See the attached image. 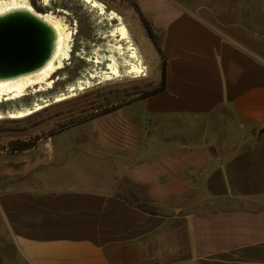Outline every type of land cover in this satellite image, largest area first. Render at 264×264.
<instances>
[{
	"label": "crops",
	"instance_id": "0c3cea01",
	"mask_svg": "<svg viewBox=\"0 0 264 264\" xmlns=\"http://www.w3.org/2000/svg\"><path fill=\"white\" fill-rule=\"evenodd\" d=\"M135 1L164 89L0 183V264H264V0Z\"/></svg>",
	"mask_w": 264,
	"mask_h": 264
},
{
	"label": "rangeland",
	"instance_id": "374dc122",
	"mask_svg": "<svg viewBox=\"0 0 264 264\" xmlns=\"http://www.w3.org/2000/svg\"><path fill=\"white\" fill-rule=\"evenodd\" d=\"M28 1L39 14L53 12L59 17L63 16L64 21L74 32L71 57L66 62L65 69L58 74V77L66 79V82L62 80L57 82L50 93L42 95L44 98L51 101L59 93L65 92L68 85L84 80L94 70H104L107 62L96 65L94 63L96 58L104 59L110 54H115L122 63L120 59L128 57L131 44L137 49L146 76L142 78L123 76L109 82L96 78L91 81V88L77 92L70 100L51 104L39 113L18 122L7 119L0 121V183L14 180L25 159L48 152L51 140H67L79 135V129L85 131L83 127L87 122L101 119L118 106L135 103L161 85L163 58L157 49L160 48L159 38L156 36L155 46L147 36L135 0H97L105 6L106 10L104 9L102 14L82 0H50L48 6L44 5L43 0ZM111 12L121 20L119 21L116 16L112 18ZM121 23L129 31L130 43L129 40L121 39L117 32ZM119 46L123 56L111 52L112 47ZM121 71L125 75L126 68L121 67ZM30 92L29 89L27 93ZM36 99L29 95L27 100L19 101L15 109L2 107L0 113L30 108ZM81 126L83 127L80 128ZM75 147L78 148V145ZM31 163L37 161L33 160ZM47 169L48 167L44 166L42 171L37 173L42 174ZM51 170L49 173L54 176L56 171L53 167L49 169ZM30 171L31 169L28 173Z\"/></svg>",
	"mask_w": 264,
	"mask_h": 264
},
{
	"label": "bare ground",
	"instance_id": "6f19581e",
	"mask_svg": "<svg viewBox=\"0 0 264 264\" xmlns=\"http://www.w3.org/2000/svg\"><path fill=\"white\" fill-rule=\"evenodd\" d=\"M82 1L85 4H89L92 8L98 9L101 14L104 13L105 6L101 2L97 0ZM49 2L50 0H43L45 6H48ZM15 11H27L43 20L52 28L55 34V42L51 58L44 66L25 75L0 79V108L12 107L15 109L19 101L27 100L29 95H31V98L32 96L35 99L37 98L30 108H16L18 110L0 113V121L7 119L18 122V120H23L39 113L51 104L70 100V98L77 95V92L91 88V81L96 78L109 82L123 76H131V78H142L146 76L145 67L141 64L137 49L131 44L128 57H122L120 59L122 63L118 61L115 54H110L104 57V59L96 58L94 61L96 65L107 62L104 70H94L84 80H79L75 84L68 85L66 90H64L65 92L59 93L50 101L42 95L50 93L60 80L66 82V79H60L58 74L65 69L66 62L71 57L74 36L73 29L64 21L63 16L59 17L53 12L47 13L46 15L37 13L28 0H0V16ZM110 15L113 16L112 18L116 16L114 12H111ZM116 17L119 21L121 20L118 16ZM117 32L120 34L121 39L129 40V31L123 23L117 28ZM111 49V52H116L119 56H123V51L120 46L117 48L112 47ZM121 67L126 68L125 75L122 74ZM29 89L31 92L27 93Z\"/></svg>",
	"mask_w": 264,
	"mask_h": 264
},
{
	"label": "water",
	"instance_id": "95a60500",
	"mask_svg": "<svg viewBox=\"0 0 264 264\" xmlns=\"http://www.w3.org/2000/svg\"><path fill=\"white\" fill-rule=\"evenodd\" d=\"M52 28L27 11L0 16V79L36 71L51 58Z\"/></svg>",
	"mask_w": 264,
	"mask_h": 264
},
{
	"label": "trees",
	"instance_id": "16d2710c",
	"mask_svg": "<svg viewBox=\"0 0 264 264\" xmlns=\"http://www.w3.org/2000/svg\"><path fill=\"white\" fill-rule=\"evenodd\" d=\"M137 11H138V14H139V17H140V20H141V23L147 33V36L150 38V40L154 43V45L156 46V35L154 34L152 28H151V25L150 23L143 17V15L141 14L140 10L138 9V7H136ZM158 49V52L160 53L161 57L163 58V63H162V71H161V85L160 87H158V89H156L154 92H152L151 94H154L160 90H163L164 87H165V66H166V63H165V58L161 52V49L160 48H157Z\"/></svg>",
	"mask_w": 264,
	"mask_h": 264
}]
</instances>
